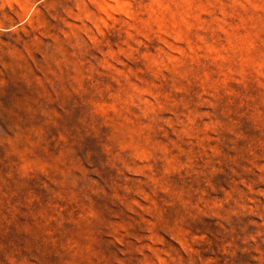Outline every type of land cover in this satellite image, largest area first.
<instances>
[{"label":"rangeland","instance_id":"obj_1","mask_svg":"<svg viewBox=\"0 0 264 264\" xmlns=\"http://www.w3.org/2000/svg\"><path fill=\"white\" fill-rule=\"evenodd\" d=\"M0 264H264V0H0Z\"/></svg>","mask_w":264,"mask_h":264}]
</instances>
